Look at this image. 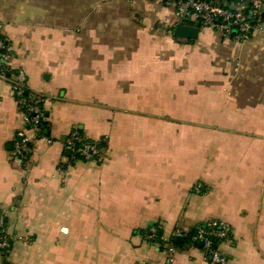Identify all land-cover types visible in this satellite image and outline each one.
Returning a JSON list of instances; mask_svg holds the SVG:
<instances>
[{"label":"crops","instance_id":"obj_1","mask_svg":"<svg viewBox=\"0 0 264 264\" xmlns=\"http://www.w3.org/2000/svg\"><path fill=\"white\" fill-rule=\"evenodd\" d=\"M64 1V25L0 8L12 67L47 99L45 137L20 160L27 124L0 76V264H207L182 237L169 263L160 239L212 220L233 228L230 264H264V31L238 44L190 22L199 37L183 40L163 0L128 15ZM75 130L107 138V161L73 160Z\"/></svg>","mask_w":264,"mask_h":264},{"label":"built area","instance_id":"obj_2","mask_svg":"<svg viewBox=\"0 0 264 264\" xmlns=\"http://www.w3.org/2000/svg\"><path fill=\"white\" fill-rule=\"evenodd\" d=\"M168 8L175 13V26L197 23L200 27H222L229 38L238 44L247 43L250 39L264 31V0H163ZM3 25L0 23V76L7 80L17 103L23 111L27 131L20 133L15 146V154L20 160L26 159L32 152L34 142L41 140L44 135V105L45 96L29 90L28 78L22 69L12 67V55L1 34ZM107 138L99 141L86 139L75 130L65 142V148L71 153L73 160L104 163L107 161ZM69 166L61 172L68 176ZM201 185L196 190L200 192ZM157 231L150 235L154 238ZM233 228L230 224L212 220L199 224L192 233L183 234L176 231L172 237H161V251L167 255L169 263L174 262L176 253L175 240L185 238L190 243H198L207 264H230L221 246L230 240ZM11 239L6 232L5 216L0 215V251L9 252Z\"/></svg>","mask_w":264,"mask_h":264},{"label":"rangeland","instance_id":"obj_3","mask_svg":"<svg viewBox=\"0 0 264 264\" xmlns=\"http://www.w3.org/2000/svg\"><path fill=\"white\" fill-rule=\"evenodd\" d=\"M94 4L99 0H93ZM102 0H100L101 2ZM64 0H0V8L9 13L10 16L20 19L29 20L32 24L36 25H54V24H67L69 20L68 15H64V7H69ZM112 8H117L129 14V10L133 13L139 9L136 0H105ZM80 3V1H79ZM80 6V4H79ZM84 6V5H83ZM62 13V14H61ZM125 16V15H123ZM133 17V14L131 15ZM127 19V17H125ZM79 19V17H78Z\"/></svg>","mask_w":264,"mask_h":264},{"label":"water","instance_id":"obj_4","mask_svg":"<svg viewBox=\"0 0 264 264\" xmlns=\"http://www.w3.org/2000/svg\"><path fill=\"white\" fill-rule=\"evenodd\" d=\"M173 35L177 39L194 41L197 40L199 37V28L184 24H179L174 27ZM68 153L71 154L70 152ZM176 240L178 242L182 241L181 238H177Z\"/></svg>","mask_w":264,"mask_h":264},{"label":"trees","instance_id":"obj_5","mask_svg":"<svg viewBox=\"0 0 264 264\" xmlns=\"http://www.w3.org/2000/svg\"><path fill=\"white\" fill-rule=\"evenodd\" d=\"M228 2H233V0H227ZM160 235V234H159ZM190 243V241L188 239H185V243ZM175 244L182 246L183 244L179 243L177 240H175ZM198 247H200V245L198 243H195Z\"/></svg>","mask_w":264,"mask_h":264}]
</instances>
